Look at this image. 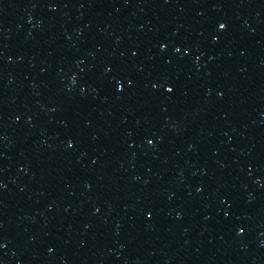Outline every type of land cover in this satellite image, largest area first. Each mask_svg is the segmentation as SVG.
<instances>
[{
  "label": "water",
  "instance_id": "95a60500",
  "mask_svg": "<svg viewBox=\"0 0 264 264\" xmlns=\"http://www.w3.org/2000/svg\"><path fill=\"white\" fill-rule=\"evenodd\" d=\"M0 244L264 264V0H0Z\"/></svg>",
  "mask_w": 264,
  "mask_h": 264
},
{
  "label": "snow or ice",
  "instance_id": "6c2138e0",
  "mask_svg": "<svg viewBox=\"0 0 264 264\" xmlns=\"http://www.w3.org/2000/svg\"><path fill=\"white\" fill-rule=\"evenodd\" d=\"M224 28H225V24H223V23L218 24V29L222 30ZM153 87H155V85ZM119 90L120 89L118 88L117 91H119ZM165 91L170 93L172 91V88H166ZM149 144H151V141H149ZM68 146L71 147V144H69ZM3 247H4V245L0 244V248H3Z\"/></svg>",
  "mask_w": 264,
  "mask_h": 264
}]
</instances>
